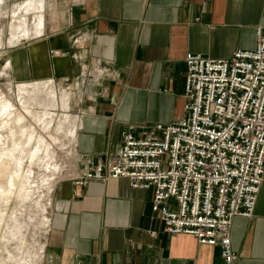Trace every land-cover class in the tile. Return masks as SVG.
Here are the masks:
<instances>
[{
  "label": "crops",
  "instance_id": "1",
  "mask_svg": "<svg viewBox=\"0 0 264 264\" xmlns=\"http://www.w3.org/2000/svg\"><path fill=\"white\" fill-rule=\"evenodd\" d=\"M32 1L29 13L13 17L15 35L27 23L29 36L7 46V66L15 83L79 87L73 177L85 159L96 164L115 154L127 124L183 116L188 53L228 59L256 48V29L264 27V0H60L58 11L51 0ZM56 196L45 240L50 264H222L218 247L164 233L152 192L124 178L86 185L66 179ZM230 238L236 264H264V183L253 216L235 217Z\"/></svg>",
  "mask_w": 264,
  "mask_h": 264
},
{
  "label": "built area",
  "instance_id": "2",
  "mask_svg": "<svg viewBox=\"0 0 264 264\" xmlns=\"http://www.w3.org/2000/svg\"><path fill=\"white\" fill-rule=\"evenodd\" d=\"M256 35V48L228 59L188 53L183 116L127 124L118 151L96 164L85 159L73 181L124 178L151 191L164 233L193 236L218 247L222 264H236L232 221L253 216L264 183V27Z\"/></svg>",
  "mask_w": 264,
  "mask_h": 264
},
{
  "label": "rangeland",
  "instance_id": "3",
  "mask_svg": "<svg viewBox=\"0 0 264 264\" xmlns=\"http://www.w3.org/2000/svg\"><path fill=\"white\" fill-rule=\"evenodd\" d=\"M28 1H6L2 10L4 9L3 12H8L10 16L4 19L0 18V29L3 31V38L6 43L5 48V44L0 47V109L4 108L1 104L12 100L18 104L16 119L14 118L13 122L15 120L20 121L19 123H13L11 119L5 120V127L0 129V133H5L4 135L7 137L11 133L16 135L15 144L10 140V137L7 140L6 147L0 144V247L2 246L0 264H25L26 260L28 261L26 264H30L31 261L32 264H50L45 248V240L48 230L53 226L55 214H57L56 211L59 208L56 205V187L63 180L74 178L73 172L75 170L70 141H73L72 132L77 129L78 124L76 101L80 92L78 90L79 87L77 88L71 82L51 79L52 87L54 91L58 92L60 97L58 101H52L48 96V91L47 93L38 92L34 88V84L44 82L38 81L34 83V81H28L15 83L8 70L7 57L4 51L8 45L13 46L15 44L14 40H18L20 36L26 39L27 23H25V26L22 25L21 33L16 36L15 31L13 32V17L25 16L23 15V9ZM51 3L55 5V9L58 11L59 7L57 5L62 2L60 0H51ZM16 8L17 14H14ZM20 11L22 12L21 15ZM48 15L50 16V13ZM34 21L37 20L32 17L30 29L33 28L35 31ZM18 99H22L25 102L26 111L21 110L22 105ZM48 108L55 115V122L50 135H55V132L62 125V129L58 132L59 142L55 152L49 155L41 150L40 142L42 139L49 141L50 136L47 134V130L45 132L43 125L38 123L39 117L44 112H47ZM1 110L0 124L4 123ZM41 144L44 145V142ZM6 150L8 152L15 150L14 159H2ZM32 154H37L38 158H41L44 162L50 161L52 166L57 165L60 168V172L55 177H52L54 187L49 191L43 187L44 173L41 171L42 166L35 167L34 171L32 170V181L35 182L32 188L34 192L28 196L23 194L21 190L23 188L21 182H25V180L17 178L16 173H19V169L16 163L18 161L24 163L26 158ZM35 201L38 202L36 203ZM46 218L49 219V224L44 225ZM4 243L9 247L4 246ZM22 259H24V262ZM28 259L31 260L29 261Z\"/></svg>",
  "mask_w": 264,
  "mask_h": 264
},
{
  "label": "bare ground",
  "instance_id": "4",
  "mask_svg": "<svg viewBox=\"0 0 264 264\" xmlns=\"http://www.w3.org/2000/svg\"><path fill=\"white\" fill-rule=\"evenodd\" d=\"M7 0H0V17L3 16V14L5 12H3L2 8L4 6V3L6 2ZM29 4H33V1H28L24 6V11H27L26 13H29ZM17 14V9L15 10L14 14ZM15 29V27H13ZM26 31H28V28H26ZM25 31V32H26ZM37 33L39 35L42 34V31L39 29L37 31ZM25 35H28L29 36V32H26ZM2 39H3V31L2 29H0V47H2L3 45V42H2ZM34 88L36 89V91L38 92H44V93H47L48 91V96L49 98L52 100V101H58L60 99L59 95H58V92L57 91H54L53 87H52V80L48 81V82H44V83H36L34 84ZM19 102L21 103L22 105V109L21 110H25V102L22 101V99H18ZM8 101V100H7ZM3 102V101H2ZM3 109L1 110L2 112V115L4 117V123H1L0 124V129L4 128L5 127V120L8 121V119H11L12 122L14 120V118L16 119V115H17V111H18V104L13 102L12 100H9L8 102H5L3 104ZM53 106V105H52ZM48 111L47 112H44V114H42L40 117H39V121L38 123L42 124L44 129H45V132L47 130V134L50 136V140L48 141L47 139H42V141L40 142V147H41V150L45 153H47V155H49L50 153L51 154H54L55 152V148L57 147V144L59 142V137H58V132L62 129V125L60 127V129H58L56 132H55V135L51 136V129H52V126H54V122H55V115L53 113H51L49 110V108L47 109ZM11 122V123H12ZM20 121L19 120H15V122L13 123H19ZM8 123V122H7ZM10 123V122H9ZM5 124V125H4ZM39 124V125H40ZM13 125V124H12ZM7 128V127H6ZM40 129V128H39ZM43 129V128H42ZM41 129V130H42ZM75 130V129H74ZM75 133H76V130L74 132H72L73 134V140L75 139ZM5 133H0V144L1 146H5L6 147V143H7V140L8 138L10 137V140L15 144L16 143V135L14 133H11L9 135V137H7L6 135H4ZM7 134V133H6ZM62 138V137H61ZM62 140V139H60ZM44 142V145H42L41 143ZM71 142V141H70ZM63 143V142H62ZM4 155H3V158L2 159H14V156H15V150H11L10 152H8V150L4 151ZM55 157V156H54ZM51 159H54V158H51ZM41 158H38V155L37 154H32L30 155L29 157L26 158V160L24 161V163L18 161V163H16L18 169H19V173H16V176L17 178H20V179H24L25 182H21L22 183V192L23 194H26L28 196L31 195V193H33V185L35 182L32 181L33 179V172L32 170L34 171V168L35 167H39V166H42L41 168V171L44 173L43 175V178H44V185L43 187L49 191H51L53 189V182H52V177H55L57 173L60 172V168L55 165V166H52V164H50V161H42ZM27 174L25 176L24 173ZM30 171V172H29ZM48 173V174H46ZM73 176H75V174L73 173ZM58 177V176H57ZM61 177V176H59ZM56 179V178H55ZM56 183V182H55ZM36 202V201H35ZM38 202V201H37ZM36 202V203H37ZM46 222H44L43 224L46 225V224H49V219L46 218L45 219ZM23 240V239H22ZM9 242V241H7ZM10 245V244H9ZM4 246H6V244L4 243ZM2 247V246H1ZM1 247H0V252H1ZM6 247H9V246H6ZM10 258V257H9ZM29 258V257H28ZM26 259V258H24ZM24 259L23 262H24ZM29 260V259H28ZM31 260V259H30ZM29 260V261H30ZM22 262V261H21ZM28 261L26 260V263ZM34 262V261H33ZM25 263V264H26ZM30 264H32V261L30 262Z\"/></svg>",
  "mask_w": 264,
  "mask_h": 264
}]
</instances>
